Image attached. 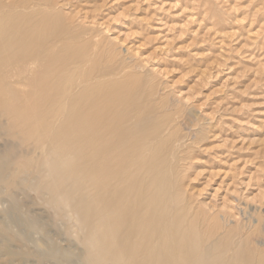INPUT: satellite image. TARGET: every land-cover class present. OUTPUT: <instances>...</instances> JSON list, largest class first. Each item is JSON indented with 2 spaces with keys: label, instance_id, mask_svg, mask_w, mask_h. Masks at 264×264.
I'll use <instances>...</instances> for the list:
<instances>
[{
  "label": "rangeland",
  "instance_id": "obj_1",
  "mask_svg": "<svg viewBox=\"0 0 264 264\" xmlns=\"http://www.w3.org/2000/svg\"><path fill=\"white\" fill-rule=\"evenodd\" d=\"M5 14L45 56L25 84L0 72V102L41 69L77 105L127 91L125 112L173 137L186 221L264 258V0H0ZM11 123L0 116V264H88L81 211L54 201L44 145Z\"/></svg>",
  "mask_w": 264,
  "mask_h": 264
},
{
  "label": "bare ground",
  "instance_id": "obj_2",
  "mask_svg": "<svg viewBox=\"0 0 264 264\" xmlns=\"http://www.w3.org/2000/svg\"><path fill=\"white\" fill-rule=\"evenodd\" d=\"M11 20L0 17V72L25 84L20 73L45 52L35 31ZM41 70L28 80L30 90L7 89L0 116L11 129L33 133L34 146L44 145L52 198L83 215L88 264H264L238 232L212 237L193 218L186 221L173 189V137L161 136L140 112L126 113L127 91L77 105L63 97L71 87L56 84L55 69Z\"/></svg>",
  "mask_w": 264,
  "mask_h": 264
}]
</instances>
